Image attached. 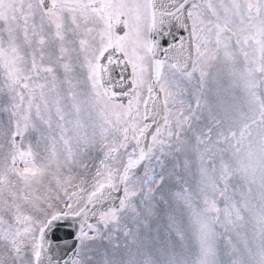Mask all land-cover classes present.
I'll return each instance as SVG.
<instances>
[{"label":"snow or ice","instance_id":"obj_1","mask_svg":"<svg viewBox=\"0 0 264 264\" xmlns=\"http://www.w3.org/2000/svg\"><path fill=\"white\" fill-rule=\"evenodd\" d=\"M0 264H264V0H0Z\"/></svg>","mask_w":264,"mask_h":264}]
</instances>
